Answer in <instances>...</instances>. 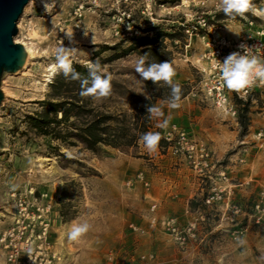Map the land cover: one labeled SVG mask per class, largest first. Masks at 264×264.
Here are the masks:
<instances>
[{
  "label": "rangeland",
  "instance_id": "1",
  "mask_svg": "<svg viewBox=\"0 0 264 264\" xmlns=\"http://www.w3.org/2000/svg\"><path fill=\"white\" fill-rule=\"evenodd\" d=\"M254 3L264 9V0ZM216 5L217 0H33L23 8L14 37L30 42L32 55L23 71L6 73L0 82V264H8V248L1 238L8 229H17L15 219L26 201L27 213L20 222L25 226L24 239H29L27 246L23 239L18 242L35 251L38 245L46 247L41 263L48 258L47 264H99L108 254L117 264L143 262L145 256L135 249L146 235L161 233L179 251L177 264H264V86L253 87L243 98L231 93L232 114L215 107L200 85L207 42L216 35L234 40L254 34L264 27V19L251 13L230 19ZM201 19L207 25L204 29L184 31V26H195ZM69 31L71 41L65 35ZM155 35V44L169 51L174 83L188 88L181 99L189 103L186 110L193 117L189 124L160 128L163 108L174 101L157 99L160 115L151 112L150 132H159L163 141L156 152L149 153L141 140L124 148L59 145L55 152L51 146L58 142L28 129L24 116L39 108L37 101L45 97L55 74L47 79L49 66L57 62L55 49H75L71 61L86 66L96 59L100 73L123 86H112L108 103L131 111L128 93L148 95L135 71L142 56L141 47L133 46L134 38ZM113 55L118 56L106 60ZM178 110L171 109L170 116L178 115ZM240 118L247 123L244 129ZM172 125L207 147L209 164L202 172L168 149L164 132ZM137 171L149 181L147 189L134 180ZM164 180L168 197L187 200L181 215L168 216L180 226L195 223L194 236L186 237L182 245L159 225L149 224L152 215L163 218L156 214L157 204L149 210L154 201L145 209L139 206L156 187L163 189ZM36 205L44 210L32 218ZM85 220L92 229L80 242L68 240L71 224ZM40 221L47 225L38 238ZM129 223L144 232L132 231ZM150 254L160 261L155 251Z\"/></svg>",
  "mask_w": 264,
  "mask_h": 264
},
{
  "label": "trees",
  "instance_id": "2",
  "mask_svg": "<svg viewBox=\"0 0 264 264\" xmlns=\"http://www.w3.org/2000/svg\"><path fill=\"white\" fill-rule=\"evenodd\" d=\"M157 35L134 38L133 46L141 47L138 53L145 57L146 66L151 63L165 62L169 57V51L165 50V46L155 44ZM167 36L173 37L172 34ZM117 56H110L106 60H112ZM96 62V59H93V63ZM72 66L79 78L72 79V74L65 77L62 71L55 73L48 83L45 97L37 101L39 108L24 116L28 129L34 134L59 143L51 146L55 152H58L59 145L69 147L78 143L91 149L99 144L114 148L135 145L140 137L150 132L152 128V116L149 109L156 107V100L174 101L172 85L164 81L153 83L144 79V88L148 91L146 97L127 94L132 105L131 111L118 109L114 103H108L109 96L106 100L83 97L80 95L82 81L88 80L90 86L91 71L88 66L78 62H72ZM95 71L97 75L106 78L98 69ZM177 84L181 87L182 98L186 95L188 88L185 84ZM111 85L116 89L123 88L121 84L113 80ZM239 122L244 129L247 125L246 121L240 118Z\"/></svg>",
  "mask_w": 264,
  "mask_h": 264
},
{
  "label": "built area",
  "instance_id": "3",
  "mask_svg": "<svg viewBox=\"0 0 264 264\" xmlns=\"http://www.w3.org/2000/svg\"><path fill=\"white\" fill-rule=\"evenodd\" d=\"M251 23V22H250ZM206 22L204 19L198 21V24L195 26H184V31L188 34L192 32V30L204 29L206 27ZM264 36V27L258 28L254 31V34H245L240 36L237 39L231 40L222 35H216L209 42H207L208 50L203 53L202 59L205 60V66L200 67L201 80L200 85L202 91L210 98L215 107L223 109L225 111L231 112L234 114L235 110L230 101L231 93H234L236 96L243 98L250 93V90L244 92H234L229 91L223 85V81L220 77V73L214 64L217 63V60L223 61L224 58L234 51H242L239 46L241 44H246L250 47H255V52L264 56V39H261ZM164 138L169 142L168 149L174 155H181L190 165V167L194 171L202 172L209 164V151L207 147L200 141L193 139L184 129L177 127L176 125H172L170 129L164 132ZM134 180L141 183L146 189L149 187V181L145 177L143 171H137L134 175ZM131 180H128L129 184ZM209 198H206L205 201L209 202ZM27 201L25 205L22 206L20 204V208L18 210V215L15 219V227L8 229L4 235L2 236V240L4 241V246L8 248L7 253V263L8 264H47L50 262V259L46 258L44 263H41L42 258H40V254L46 251V247L44 248L41 245H38V250L24 248L27 246L28 237L24 239V227L20 222V219L24 214L27 213ZM50 205H47L45 208L47 209ZM156 208V203L153 202L150 205L149 210L154 211ZM37 213L32 214V218L34 216L40 217L41 210H44L42 206L40 208L39 205L35 206ZM41 230L37 232L35 235L38 238H41L45 234L46 230V222L40 221ZM149 224L151 226L159 225L162 229H164L171 237L174 242L179 243L180 245L184 244L186 241V237L194 236V228L195 223L188 222L183 226H180L175 217H165L161 219H157L156 216L152 215L149 218ZM22 226V227H21ZM21 227V228H20ZM128 227L135 232H144V230L135 225L134 223H129ZM32 233V232H31ZM29 233V235H32ZM23 235V236H22ZM23 239L24 246L18 242V240ZM29 253L31 258L29 257ZM144 256H142L143 258ZM38 261L36 262V259ZM146 259L153 260V255L149 254L148 257H144ZM145 259V261H146ZM99 264H117L115 262V258L112 254H108L106 258L101 261ZM131 264H145V262L135 261ZM155 264V263H148Z\"/></svg>",
  "mask_w": 264,
  "mask_h": 264
},
{
  "label": "clouds",
  "instance_id": "4",
  "mask_svg": "<svg viewBox=\"0 0 264 264\" xmlns=\"http://www.w3.org/2000/svg\"><path fill=\"white\" fill-rule=\"evenodd\" d=\"M217 8L223 12L226 17L235 19L236 17H245L251 13L254 16H260L264 19V9H260L254 3V0H217ZM45 10L50 8L49 3L44 5ZM65 35L71 41L73 32H66ZM239 35V34H237ZM239 48L242 51H234L227 55L223 61L217 60L214 64L220 73L224 87L229 91L244 92L259 85L264 86V56H260L255 52V47H250L246 44H241ZM75 49H68L63 46L55 49L56 63L52 65V71L57 73L62 71L65 77L72 74V79H78V74L74 72L70 53ZM91 71V84L89 81H82L80 95L83 97H95L96 99L106 98L111 95L112 85L111 76L102 77L96 74V69L100 65L97 61L95 64L87 65ZM135 71L144 79L158 83L164 81L172 85V93L174 102L170 108L180 107L181 87L174 83L173 78L176 75L175 69L171 62L165 61L162 63H151L145 66V57H139L135 64ZM150 112L155 115H160L158 108H150ZM168 124L166 120L164 124L158 127L164 128ZM162 137L159 132H146L140 137L141 142L149 153H154L158 150L159 143ZM92 229V225L87 221L73 222L67 232V238L73 242H80L84 236ZM29 257L30 253H29Z\"/></svg>",
  "mask_w": 264,
  "mask_h": 264
},
{
  "label": "crops",
  "instance_id": "5",
  "mask_svg": "<svg viewBox=\"0 0 264 264\" xmlns=\"http://www.w3.org/2000/svg\"><path fill=\"white\" fill-rule=\"evenodd\" d=\"M189 103H186L183 99L180 100V107H178V115L170 116V111L173 108H170V105H167L163 108V124L167 120L168 124H176L178 125V122L181 124L187 122L189 124L190 119H193L186 110ZM179 116V117H178ZM179 126V125H178ZM181 126V125H180ZM158 188L153 190L152 193L148 194L149 200L143 201L140 203L139 206H141L142 209H145L147 207V202L154 201L157 204L156 208V214L163 215V218L167 217L168 215H176V214H182L184 212V206H186V199L185 202L184 199L177 200L173 197H168L169 191L168 186H166V180L163 181V189L157 190ZM163 194V195H162ZM183 211V212H182ZM146 239H142L140 241L143 243V245H138L137 249L140 254L139 256H145L148 257L150 254V251H155L160 256V261L157 260H148L146 259L145 264L148 263H155V264H177L176 260L179 257V251L177 252L175 248L172 245H168L164 241V234L156 233L153 235H146ZM136 245V243H134ZM185 255V253H182V257Z\"/></svg>",
  "mask_w": 264,
  "mask_h": 264
},
{
  "label": "water",
  "instance_id": "6",
  "mask_svg": "<svg viewBox=\"0 0 264 264\" xmlns=\"http://www.w3.org/2000/svg\"><path fill=\"white\" fill-rule=\"evenodd\" d=\"M28 0H0V82L6 73L18 71L26 59L23 45L14 40L16 21ZM3 93L0 88V102Z\"/></svg>",
  "mask_w": 264,
  "mask_h": 264
},
{
  "label": "bare ground",
  "instance_id": "7",
  "mask_svg": "<svg viewBox=\"0 0 264 264\" xmlns=\"http://www.w3.org/2000/svg\"><path fill=\"white\" fill-rule=\"evenodd\" d=\"M31 1H33V0H28V2L25 4V6L23 7L24 9H26L27 8V6L31 3ZM41 2L43 1V0H40ZM34 31L32 30V33H33ZM31 33V34H32ZM29 35V34H28ZM30 36V35H29ZM14 40L17 42V41H19V40H17V38H15L14 37ZM19 43H21L22 45H23V47H24V49H25V51H26V59H25V62H24V64H23V66L18 70L19 72L20 71H23V69L26 67V65L29 63V61H30V58H31V55H32V49H31V46H30V42H28V41H25V40H20L19 41ZM199 62V59L196 57V59H195V63H198ZM52 65L53 64H51L50 66H49V73H48V75H47V79L49 80V78H50V76L53 74V71H52ZM48 69V68H47Z\"/></svg>",
  "mask_w": 264,
  "mask_h": 264
}]
</instances>
